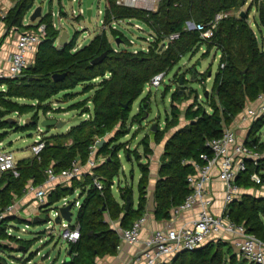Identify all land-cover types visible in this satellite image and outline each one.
I'll use <instances>...</instances> for the list:
<instances>
[{"label": "trees", "instance_id": "16d2710c", "mask_svg": "<svg viewBox=\"0 0 264 264\" xmlns=\"http://www.w3.org/2000/svg\"><path fill=\"white\" fill-rule=\"evenodd\" d=\"M248 1L161 0L158 9L153 11L119 4L117 0H106V22L110 23L114 19H138L157 34V39L148 51L134 52L129 47H122L123 43H129V39L118 28L112 29L115 41L119 38L123 42L117 50L106 31L96 35L87 45L77 47L75 36L66 45L58 47L56 40L60 30L53 25L50 16L42 15L37 23L25 24L26 16L33 8L35 0H18L3 17L9 31L13 27L21 31L36 29L38 24L45 22L48 25V34L38 46L35 62L24 70L22 76L0 78V86H6L0 90V131H4L0 132V141L3 140V133L10 129L27 130L38 126V111H49L48 103L54 95L65 92L69 97H74L76 94L68 91L79 84H82L83 92L93 91V94L70 106L71 109H81L80 123L65 133L44 135L46 146L40 156L19 160V176L10 171L0 174V212L10 206L16 197L24 194V187L31 179L36 184L43 183L49 166H53L56 172H61L75 159L85 163L90 154L89 147L96 138L109 137L98 149V157H105V160L93 168V173H86L81 179L73 180L70 186L58 185L51 191L50 198L53 203L76 188H81L85 194L76 222L80 226V238L75 242L68 241L71 249L70 259H66L63 264H96L97 257L116 254L121 237L106 219V214H109L111 220L120 221L123 227L132 226L136 219L147 212L148 187L151 180L149 164L140 161L142 172L138 184L137 207H134L131 186L119 184V198L115 196L112 185L123 168L119 151L127 145L118 143L117 140L128 134L129 112L152 77L162 71L168 72L184 54H195L205 45L207 49L204 55H208L212 49L221 53L212 90L205 101H197L186 108L185 118L189 122L171 132L161 157L155 188L154 214L158 219L169 218L171 207L181 203L191 191L187 178L195 172L193 162H204L202 153L211 154V149L206 145L207 140L220 137L224 127L231 125L248 102L256 100L259 93L264 91V0H251L245 16L232 14L223 18L211 39L202 38L197 29H185L186 21L208 23L218 12L239 10ZM253 8L257 11L254 21L256 27L248 20ZM171 32H180L181 35L166 49L159 50L157 45ZM104 53H107L105 58L100 63L93 64V60ZM195 68L191 72L195 71L196 78ZM55 73H66V76L54 80ZM203 80L202 78L201 81ZM179 94L180 91L175 90L172 100L177 99ZM149 96L150 93L143 98L137 116H143L148 109L149 103L146 101ZM196 97L198 98V95ZM19 99L33 102H22ZM127 103L129 106H125ZM143 104H146V108ZM33 110L35 114L26 124L21 125L16 118L14 121L10 120L12 112L24 114ZM85 112H91L92 118L82 119ZM181 114L182 109L174 104L171 114L167 115L166 128L160 129L157 123L158 128L154 130L155 139H161L171 127H177ZM263 125L264 116L251 124L246 138L248 145L262 152L264 140L258 136V131ZM114 131L117 132L115 137L111 136ZM150 141L146 135L141 142L146 154L153 151ZM125 150L129 160L132 159L133 152L137 157L141 155L137 149ZM263 169L264 159L259 167L249 161L247 170L237 179L239 185L245 189L261 186L262 183L254 182L251 175L255 170ZM95 177L103 181V189L94 184ZM262 177L264 179V173ZM128 196L131 197L132 204L129 210H126ZM229 213L232 219L244 223L249 232L264 240V197L245 193L242 199L230 203ZM12 220L21 221V218L17 215H6L0 222V238L10 237L6 229L8 222ZM48 220L49 218H46L36 223ZM20 241L18 250L26 251L28 244L23 239ZM7 249L13 248L0 242V264H10L2 254ZM30 260L32 259L27 258L25 263L30 264ZM166 264L256 263L240 259L230 242L212 241L196 250H183Z\"/></svg>", "mask_w": 264, "mask_h": 264}, {"label": "built area", "instance_id": "2783aa9c", "mask_svg": "<svg viewBox=\"0 0 264 264\" xmlns=\"http://www.w3.org/2000/svg\"><path fill=\"white\" fill-rule=\"evenodd\" d=\"M157 1L117 0L119 4L153 11L158 9ZM77 13L76 10H73L74 16H79L85 11L81 8L79 14ZM231 14V11L218 12L208 23H196L188 20L185 29H197L201 32L202 38L211 39L220 21ZM5 15L6 13H3L0 16V40L4 34L2 21ZM130 20L132 19H114L110 24L113 28H118L119 24ZM104 21L105 18L103 17L101 22L104 23ZM53 25L58 27L55 22H53ZM136 27L144 30L140 23H136ZM47 28V23L43 22L38 24L36 29L18 31L15 48L7 56V66L0 67V78H15L24 74V70L31 64V54L37 51L39 44L47 37ZM180 35V32H171L163 37L162 42L168 47ZM156 39L157 34L153 32L149 34L146 40L152 42ZM116 43L118 44L115 46L117 50L123 42ZM135 43L136 40L131 38L129 43H123V46L131 48L134 52L149 50L145 47L139 48V46H135ZM221 66L223 67L224 64L222 63ZM166 75L167 71L159 72L152 77L149 83L158 87L164 82ZM83 116L89 119L92 118L93 114L85 112ZM237 116L242 120H248L250 124L263 117L264 91L259 93L256 100L248 102L244 110ZM38 131L37 140L32 145L34 156H40L46 146L42 124H39ZM247 135L240 136L237 129L229 125L224 127L223 134L220 137L207 140L206 145L211 149V154L202 153L201 158L204 162H193L195 172L189 174L187 178L191 191L181 203L171 207L170 217L165 219L163 226L148 230L147 235L144 237V231L149 221L150 211L148 210L136 219L130 227H123L120 223L112 221V228L121 237L118 250H120L122 243L139 248L130 260L118 264H166L183 250H196L208 242L218 243L220 240L230 242L238 257L246 259L248 262L264 264V240L249 232L244 223L232 219L229 213L230 203L242 199L243 195L247 193L246 189L239 185L237 181L239 175L247 170L249 161L259 167L264 159V152L246 143ZM102 139L106 138H96L90 145V154L85 163L80 159H75L68 168L63 169L61 172H56L53 166H49L46 169V180L41 184H36L31 179L24 187V196L33 197L38 203L36 207L40 208L46 203L50 192L58 185L70 186L73 180L81 179L86 173H93V168L105 160V157H98L99 142ZM127 147H129V144ZM18 163L19 160L16 159L14 151L5 148L3 143L0 142V174L10 171L15 176H19ZM262 173H264V169L261 171L255 170L251 175V179L263 185ZM218 181L223 184L222 205L219 209L216 208L217 198L214 191V184ZM116 182L114 180L112 187L116 185ZM94 184L99 189L104 188L103 181L99 177L94 178ZM69 204H72L71 210L74 207L80 208L81 200L76 198L69 201L67 196L63 197L62 204L55 210L53 217L56 218L61 215V207ZM14 209L15 204L12 203L0 212V222L6 215H16L12 213ZM195 209L198 210L189 222L176 223L186 211ZM51 221V219L48 220V222ZM60 223L65 229L61 236L67 241L75 242L80 238V226L73 223V217L71 221H67L61 216ZM6 232H8L7 229ZM0 242H3L2 238H0ZM64 261H62V264ZM29 263L36 264L33 260H30Z\"/></svg>", "mask_w": 264, "mask_h": 264}, {"label": "rangeland", "instance_id": "374dc122", "mask_svg": "<svg viewBox=\"0 0 264 264\" xmlns=\"http://www.w3.org/2000/svg\"><path fill=\"white\" fill-rule=\"evenodd\" d=\"M160 1L161 0L157 1V8ZM250 2L251 0L246 2V4L239 8V10H231L232 14L241 16L242 11L247 13ZM38 6L42 7V15L50 16L52 22L56 23L58 26L56 28L60 30V35L62 32L67 31L69 33V41L77 36V47L89 44L96 35L103 31H106L108 38L113 45H118L115 42V36L111 24L106 21H104V23L101 22V19L105 14L106 0H96L93 3L91 20L87 16L86 0H35L33 8L26 16V20H30L32 12ZM81 8L84 9L85 13L79 16H74L73 10H76V12H78L77 14H79ZM100 10L102 11L101 13ZM59 12L60 14H58ZM256 17L257 11L256 8H253L248 19L253 27H256L254 23ZM136 23L142 24L144 30L137 29ZM118 29L124 33L127 39L134 38L136 40L135 46H139V48L145 47L150 49L151 44L154 42L146 40L149 34L153 33V31L150 30L146 23L141 20L132 19L130 21H124L118 25ZM56 46L60 47L58 39L56 40ZM157 48H159V50H163L167 47L162 41H160ZM206 49L207 48L204 45L195 54L192 52L184 54L180 60L168 70L165 80L160 86L156 87L148 82L142 95L138 97L132 105L127 118L129 132L128 134L121 136L117 142L126 143L127 145L129 144V147L126 145L125 148H131L133 151L134 149H137L141 155L140 157H137L133 152L132 159L129 160L126 156V150L124 147L119 151L120 161L123 168H121L119 175H117L114 179L117 182L113 187V192L115 196L119 198V184L131 186L133 188L134 207H137L139 199L138 184L142 172L139 162L141 161L149 164L150 175L152 170L153 172H157L161 166V157L164 150L162 149L163 151L161 154H157L155 149L158 148V146H161L162 148L165 147V143L171 132L175 131V129H177L180 125L187 123V120H185L186 108L195 104L197 101H205L207 99L205 92H211L212 90L211 88L219 69L220 51L212 49L208 55H204ZM33 58H36L35 54ZM194 67H196L195 69L197 71L196 78H193L195 71L191 72ZM209 72H212L211 76H209ZM182 77H184L183 85L179 82ZM202 78L204 79L203 81H201ZM5 88V85L0 86V90ZM175 90L182 91V93L180 92L177 99L172 100ZM68 92L75 93L76 95L74 97H69L67 94H64L65 92H60L50 98L48 103L50 108L49 111H38L40 125L42 119L44 118H56L58 120L66 121V124L63 127H48L49 131H47L48 129L42 125V127H44V135L65 133L71 127L80 123L81 118H79V116H81V109H71L70 106L76 101L88 98L93 94V91L83 92V86L82 84H79ZM148 93H150L149 100L146 101L149 103L148 109L145 111L143 116H137L139 108L142 104L141 102ZM197 95L198 98L196 97ZM19 100L22 102L30 101L27 99ZM174 104L178 105L182 109V124H179L177 127H171L169 131L164 133L161 139H155V132L152 130L153 125L158 123L160 129L166 128L167 115L171 114ZM34 114L35 110L24 114L12 112L11 116L16 118L22 125L26 124L27 120H30ZM82 119L87 118L83 116ZM38 126L31 127V129L27 130L10 129L7 133H3V140L0 142L3 143L5 148L14 151L17 160L33 157L32 145L36 142L38 137ZM250 126L251 124L249 123V130ZM0 132L4 131L1 130ZM116 133V131L112 132L111 136L115 137ZM146 135L149 136L150 140L154 139L155 141L154 144L151 143L153 151L150 154L145 153V147L141 144L142 139ZM258 136H260L261 139H264V125L258 131ZM108 138L109 137H106V140H108ZM251 191L253 192L252 194L249 193L251 195L264 197V184L259 187H255ZM66 196L69 201L76 198L80 199L82 202L85 200V194L81 188H76L75 191L68 193ZM62 200L63 198L52 203L49 194L46 203L42 207L37 208L36 206L38 203L33 197L24 196L23 194L14 199L13 203L15 204V209L12 213L19 216L21 221L12 220L8 222L7 234L10 237L4 238L3 243L9 244L13 249H7L5 252H2L3 256L10 264H26L25 260L27 258H31L36 264H62V261L69 257V242L61 236L65 229L62 223L57 222L56 218L53 217V213L58 208L57 206H61ZM48 206L50 207L47 208ZM43 208L47 209L43 210ZM72 211L74 212L73 223H76L79 208L74 207ZM35 216H41L44 220L49 218L52 221L36 223L34 222ZM21 239H23L29 246L26 251L18 250ZM219 242L222 243L227 241L220 240ZM225 247H227V244ZM233 250L235 252L234 247ZM239 258L242 259L241 257Z\"/></svg>", "mask_w": 264, "mask_h": 264}, {"label": "crops", "instance_id": "0c3cea01", "mask_svg": "<svg viewBox=\"0 0 264 264\" xmlns=\"http://www.w3.org/2000/svg\"><path fill=\"white\" fill-rule=\"evenodd\" d=\"M17 2H18V0H0V16L3 13H7V11L10 10L11 8H13ZM59 14H60V12H59ZM40 18H38L36 20H32L31 18H30V20H26L27 19V17H26L25 24H35L39 21ZM2 29H3L4 34H3V39L1 40V43H0V67H2V66L6 67L7 66V56L15 48V44L17 41V36H18L19 30H17L15 27H13L9 31V29H8V27L4 21H2ZM58 40H59V37H58ZM60 47H61V45H60ZM37 50H38V48H37ZM36 53H37V51L34 52L33 54H31V61H30L31 64H33L35 62V58H33V57H34V54L36 55ZM32 58H33V60H32ZM187 123H188V121H187ZM187 123H185V124H187ZM249 123L250 122L248 120H242V119H240L239 116H237L231 125L237 129L240 136H245L248 134V130H249L248 124ZM180 124H182V121H180ZM185 124L180 125L177 129L184 126ZM262 140H264V139H262ZM151 143L152 144L155 143L154 139L151 140ZM162 149L164 150V147L162 148L161 146H158V148L155 149L156 153L161 154L163 151ZM150 176H151V180H150V184L148 187V191H149L148 200H149V196H150L151 191L155 190V188H156V182H157V179L159 177V170H157V172L156 171L153 172V170H152ZM254 188L255 187L247 188L246 189L247 193L252 194L253 192L251 190ZM214 191H215V196L217 198L216 208L219 209V208H221V205H222L223 184L219 181L216 182L214 184ZM197 210L198 209L186 211L182 215V217L179 219V221L176 223H178V224L182 223L183 224L185 222H189L192 218H194ZM148 211H150V210H148ZM106 219L108 221H110L111 224H112V221L120 223V221L111 220L109 214H106ZM164 224H165V219L156 218L154 212L150 211L149 221H148L146 230L144 231V237L147 235L148 230H152V229L161 227ZM138 249L139 248L137 246H130L128 244L122 243L120 250H118L116 254L97 257L96 258V264H118V263H121L123 261L130 260L132 258V256L134 254H136Z\"/></svg>", "mask_w": 264, "mask_h": 264}, {"label": "water", "instance_id": "95a60500", "mask_svg": "<svg viewBox=\"0 0 264 264\" xmlns=\"http://www.w3.org/2000/svg\"><path fill=\"white\" fill-rule=\"evenodd\" d=\"M93 3H94V0H86V5H87V16L89 17V19L91 20L92 18V13H93ZM246 15V12L245 11H242L241 13V16H245ZM42 16V7L41 6H38L35 8V10L32 12L31 14V19L32 20H36L38 18H40ZM69 42V33L67 31H64L61 33V35L59 36V44L61 46H64L66 45L67 43ZM116 42H120V39L117 38L116 39ZM107 53H104L100 56H98L97 58H95L93 60V64H98L100 63L106 56ZM212 75V72H209V76ZM66 76V73H55L53 75V78L54 80H60V79H63L64 77ZM193 78H195V73L193 74ZM180 84L183 85L184 84V77H182L180 79ZM182 93V91H180ZM205 95L208 96L209 95V92L206 91L205 92ZM125 106H129V103L125 104ZM143 107L146 108V104H143ZM10 120H15L14 117H11ZM28 122L30 121L29 119L27 120ZM41 124L48 128L50 126H57V127H63L65 124H66V121L64 120H58L56 118H44L42 119L41 121ZM153 130H157L158 128V125L157 124H154L153 125ZM107 140L106 139H102L100 142H99V146L103 145ZM132 204V199L130 196H128L127 198V202H126V210H129L130 206ZM72 208V204H69V205H66V206H63L61 207V215H58L56 217V221L57 222H60V219H61V216L66 219L67 221H71L72 220V217H73V211L71 210ZM147 209L152 211V212H155L156 211V196H155V190L151 191L150 193V196H149V200H148V203H147ZM41 220H44V218H42L41 216H36L35 219H34V222H38V221H41ZM70 253H71V249L68 250V254H69V257L67 258V260L70 259Z\"/></svg>", "mask_w": 264, "mask_h": 264}]
</instances>
